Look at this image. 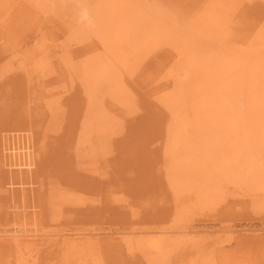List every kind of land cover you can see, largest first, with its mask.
Returning a JSON list of instances; mask_svg holds the SVG:
<instances>
[{"label": "bare ground", "instance_id": "bare-ground-1", "mask_svg": "<svg viewBox=\"0 0 264 264\" xmlns=\"http://www.w3.org/2000/svg\"><path fill=\"white\" fill-rule=\"evenodd\" d=\"M11 1L14 0H0V30L12 7ZM25 1L40 15H46V20L55 21V26L49 30L55 36L47 38L46 42L37 40L35 46L31 44L27 59L24 58L30 65L19 61L23 64L16 66L18 73L22 69L23 75H19L25 81L38 82L39 94L28 95L30 90L24 103L5 101L21 107L19 113L23 116H19L21 119L17 115L10 117L8 123L13 126L9 128L0 126L3 193L0 192H7L6 196L11 199L9 208L12 211L8 214L36 216L39 210L32 197L40 189L49 195L52 210L48 209V214L53 211L59 216L65 204L72 205L77 197V204L95 207L98 203L96 192L82 199L69 184H55V178L48 180L54 184L43 181L36 189L37 181L33 177L37 169L41 176L48 173L42 165H46L51 149L57 147L53 145L70 141L77 143L75 153L82 160H77L81 163V166L77 164L78 169L81 167L94 174L101 160L109 167L108 163L114 164L119 159H115L116 154L112 152L125 140L127 123L147 109L157 110L153 115L146 112L140 128L149 132L152 150L157 152L155 161H163L164 170L160 173L157 168L156 176L162 179L166 175L168 190H172L179 202L178 222L174 225L180 237L172 236L169 229H158L145 241L142 238L132 241L130 235L123 236L122 241L130 253L142 252L148 264H175V260L181 259L180 255L203 252L200 247L209 240L203 236L206 233L200 235L188 226L181 227L183 217L197 209L211 212L225 201L230 190H241L250 199L248 204L251 202L264 209V15L256 21L249 13L253 8L258 18L264 0ZM85 13L87 19H84ZM64 36L67 37L62 43L61 58L58 62L55 58V64L48 53L65 40ZM0 40V50L4 54L0 61L7 55L13 60L12 47L2 38V31ZM3 65L0 82L14 72L13 65ZM53 69L58 73L60 69L66 71L63 78L70 87L65 86L63 90L59 87V91L49 88ZM24 86L29 87L28 81ZM75 90L82 94V98L78 96L79 99L74 100L71 110L75 124L63 125L61 101ZM0 100L3 103L7 99ZM64 127L69 131L65 132ZM110 155L115 159L113 162ZM112 167L120 170V166ZM45 168L49 171L51 166ZM2 194L1 197L6 198ZM74 195H77L75 199ZM17 198H30V205L20 204ZM222 232L227 237L225 242L231 241L235 233L233 230ZM34 236L20 229L8 236L16 264H24L23 256L34 251L35 244L40 248V245L51 243V240L30 238ZM65 240L56 241L70 244L71 250L72 247L89 250L93 244V239L87 242L84 238ZM200 252L190 261L181 263L210 264L208 257ZM85 257L79 260L87 262Z\"/></svg>", "mask_w": 264, "mask_h": 264}, {"label": "rangeland", "instance_id": "rangeland-1", "mask_svg": "<svg viewBox=\"0 0 264 264\" xmlns=\"http://www.w3.org/2000/svg\"><path fill=\"white\" fill-rule=\"evenodd\" d=\"M10 4H12V7L9 14L5 18V25L0 31H2V38L4 41L9 45L10 48L12 47L13 60L9 59L11 56L9 57V55H7L3 61H0V67L2 64H4L3 66L6 64H9L10 66L13 65L14 72H11L10 74L8 73L5 76V79L0 82V96L3 98V100L4 98L7 99L4 100V102H15L19 100L24 103L25 98L27 97V92L31 90L30 92L32 94L29 92L28 95H33L35 93L38 95L40 86H38L39 84L37 81H25V78L21 73L22 69H19L18 73L17 68L19 67L16 66L23 64L19 63V61L27 62L24 60L25 57L27 59L29 51L27 49H29V47L32 45L35 46L37 40H44L46 42L47 38L49 39L55 36L49 31L55 26V21L46 20V15H40L39 11L25 0H14L11 1ZM263 8V4L260 5L258 10L260 14L258 18L254 13L255 10H253V8L252 12L254 16L252 12L248 10L251 18H255L256 21L261 19L260 15H264ZM260 22L261 21H259V23ZM256 25L259 26L258 23H256ZM66 37L67 36H64L63 39L65 40L60 41L59 44L52 47L48 53V58H51L55 64L60 61L59 59L61 58L63 51L62 43L63 41H66ZM1 41L2 40H0V42ZM2 44L3 43H1V45ZM3 55V50H0V57ZM55 58L57 59V62L55 61ZM10 60L12 65L10 64ZM28 65H30V63H28ZM59 72L60 73H58L55 69L54 73L49 76V79H51L49 88L54 91H59L61 87L62 90L67 88L65 86L70 87L68 85L69 82H66L67 80L65 81L67 74L66 71L64 69L61 71L60 69ZM12 73L14 76H12ZM19 74H22V77ZM18 75L21 77V80H19ZM63 76L65 77L63 78ZM4 81H9V85L8 83L7 85H4ZM22 81L25 84H23ZM27 81L29 87L24 86H27ZM33 83H35L38 87L35 88L36 85ZM32 84L34 87L31 86ZM19 88L23 90L21 91ZM35 89L38 90L34 92ZM19 92H24L25 95L22 94L21 96ZM66 95V98L61 101V111L64 114L63 118L65 117L63 120V125L64 123L65 125H73L75 124V117H72L71 110L74 109V100L79 99L78 96L82 98V94L80 91L75 90L72 93H68ZM1 101L2 100H0V113L2 114L0 117L2 119L0 120V126H4V129H6L9 128V125H11V123H8L10 117L13 118L17 115V117L20 118L22 116L19 113L21 107H14L16 103H14L12 106V104L6 102L5 104L3 102L5 104L4 105L1 103ZM10 108H13L15 111L18 110V112H14L13 110L11 111ZM156 110L157 109H147L145 112L142 111V115H138L136 118H133L127 123L128 130L125 133V140H123V142L120 143L117 148L115 147V152H112L113 155L116 154L114 156L115 159H119L115 160L113 159L114 157L110 155V157H112V162L115 160L114 164L116 162V165L111 164L110 162L108 163V167L107 164L104 165L105 161L101 160V165L98 167V171L94 174L93 172H87L83 170L80 167L81 163H79L82 160L78 159L79 157L77 156V153H75L77 143L70 141L65 143L63 142L61 145H53L57 147H53L51 149L46 165H42L43 169L48 173H46L44 176H41L40 170L37 169V172L33 177L34 180L37 181V184L35 185L37 187L36 189L40 188L39 183L43 181L44 183L45 181L48 183L50 180H54L55 178V184L59 182L64 183L63 185L69 184L72 189L74 188L73 190L75 194L80 196V198L82 195V199L86 198L83 197L86 196V194L91 195L93 192H96L98 194L96 197V201H98V203L95 205V207L77 204L78 197L77 195H74V199L75 196L77 197L75 201H73L76 203L74 204L75 206L73 205V202L72 205L71 203L65 204V209L60 212V215L58 214L60 217L57 216V214H55L53 211H50L51 213L48 214V211L52 210L51 206L49 205V195L46 191L42 192V189H40L37 190L35 192V196L32 197L33 203H36L37 210H39L38 214L36 216L24 214L22 216L20 215V217H13V215L8 214L12 211V209L9 208L11 205V199L6 196V194H8L7 192L4 191L5 193L2 194L3 187L0 186V189H2L0 190L2 192H0V264H16L14 252H12V247L8 243L7 238L10 234L19 229L35 235V238H30L40 239V241L51 240V243L49 242L47 244L45 243L46 245H40V248L35 244V246H33L34 251L30 250L31 253H25L23 256L25 257L23 258L24 264H148L146 259L143 257L142 252L135 251L130 253L128 251L127 245L124 241H122L123 236L130 235V239L132 241H139L141 238L145 241L149 236H154L153 233L158 231V229H169L171 231L169 233H171L172 236L180 237L176 233L178 228H176L174 225L178 222V220L176 221V212L177 208H179V202L173 195L172 190H168V178L166 175L164 174V179L156 176V172L158 170L157 168H159L160 173L161 169L164 170L163 161H157L160 162L157 164L155 161V155L157 152L152 150L154 146L151 145L150 140L148 139L149 132L140 128L143 124V121L146 119V112L153 115ZM11 126H13V124ZM64 128L65 132L69 131L67 127ZM71 133L72 132L70 130L69 135H71ZM77 160H79V162ZM118 161L121 162V164H119ZM77 164L80 165L79 169L81 170L78 169ZM82 165H84V163H82ZM45 166H48V168L51 166L49 171L47 168H45ZM112 166H120V170H117L118 167L114 168ZM49 172L51 173L49 174ZM102 172L104 175H106V177H104V175L102 176ZM115 172L116 174L118 172L120 173L117 174L118 176H116V174L113 176V173ZM44 177L47 179H44ZM85 181L86 185L84 186ZM110 181H112V183ZM48 185L49 184H47V186ZM75 190L80 192V195ZM1 194L6 198L1 197ZM17 197H20L19 194H17ZM91 197H94V195ZM18 199L20 204L30 205L28 202V199L30 198L26 200L17 198V201ZM118 199H121V201L124 199V202H121ZM87 200H90V198H87ZM249 200L250 199L248 196L245 195L241 190H230L226 194L225 201L220 204L221 206L218 205L215 207L213 209L214 211L211 210L210 212V210L207 211V209H197L195 212L192 211L190 215L186 217L184 216V222L182 223L181 227L188 226L194 231H197L200 235L201 233L202 235L206 233V235L203 236L206 238L208 237L210 241H207L206 239L207 243H205L206 241L203 242L204 248L202 247L203 244L200 247L201 251L203 250V252H200L199 250L196 251L194 255H180L181 259L175 260V264L178 262H180L179 264H182L183 262L185 263L186 261L188 262L191 260L192 256L194 257L199 252L204 253L208 257L210 264H264V209H260L259 207L252 205L251 202L248 204ZM6 206L8 207L6 208ZM62 212L64 216L62 215ZM56 216L60 219L58 218L56 220ZM135 216H137V218ZM139 220L141 221L137 222ZM221 230L235 231L232 240L225 242L224 240L227 239V237L225 238L226 234H224ZM211 236L213 240H211ZM76 238H84L86 242L89 241V239H96L94 242H92L93 240H90L91 243H93L92 246L94 249L91 250L92 246H90L91 248H89V250H84L82 248H80L81 250L76 248L73 249V247L71 250L70 244L57 242L58 240L64 239H66L65 241H71ZM52 241L54 243H52ZM213 241H215V245L212 243ZM211 244L215 249L212 248ZM85 246L87 247V245ZM206 249L207 253H205ZM82 251H84V253H82ZM75 252L78 253L77 256ZM87 253L89 255H87ZM188 254L190 253L188 252ZM83 255H86L85 260L87 262H81L79 260ZM26 257L28 260H25ZM211 257H214V260H212ZM95 259H97L96 262L94 261Z\"/></svg>", "mask_w": 264, "mask_h": 264}, {"label": "clouds", "instance_id": "clouds-1", "mask_svg": "<svg viewBox=\"0 0 264 264\" xmlns=\"http://www.w3.org/2000/svg\"><path fill=\"white\" fill-rule=\"evenodd\" d=\"M84 19H87V14L86 13L84 14Z\"/></svg>", "mask_w": 264, "mask_h": 264}]
</instances>
